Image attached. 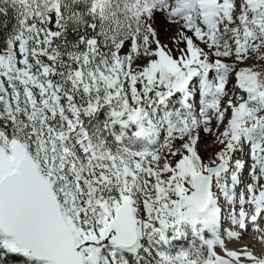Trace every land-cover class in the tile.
I'll use <instances>...</instances> for the list:
<instances>
[{
    "label": "snow or ice",
    "instance_id": "6c2138e0",
    "mask_svg": "<svg viewBox=\"0 0 264 264\" xmlns=\"http://www.w3.org/2000/svg\"><path fill=\"white\" fill-rule=\"evenodd\" d=\"M0 264H264V0H0Z\"/></svg>",
    "mask_w": 264,
    "mask_h": 264
},
{
    "label": "rangeland",
    "instance_id": "374dc122",
    "mask_svg": "<svg viewBox=\"0 0 264 264\" xmlns=\"http://www.w3.org/2000/svg\"><path fill=\"white\" fill-rule=\"evenodd\" d=\"M212 140H213V137L204 136L202 134V139L200 142V148H201V154L202 155L207 156L208 154H210L211 152L216 150V147L212 144ZM250 232L253 233V230L252 229L247 230L245 236L246 235L248 236L249 234H251ZM252 240H254V239H252Z\"/></svg>",
    "mask_w": 264,
    "mask_h": 264
},
{
    "label": "bare ground",
    "instance_id": "6f19581e",
    "mask_svg": "<svg viewBox=\"0 0 264 264\" xmlns=\"http://www.w3.org/2000/svg\"><path fill=\"white\" fill-rule=\"evenodd\" d=\"M250 233L251 234H249L248 236L246 235L244 237V240L242 241V243H252L256 247H259V241H258V239H256L254 231H253V233L252 232H250ZM252 239H254V240H252Z\"/></svg>",
    "mask_w": 264,
    "mask_h": 264
}]
</instances>
